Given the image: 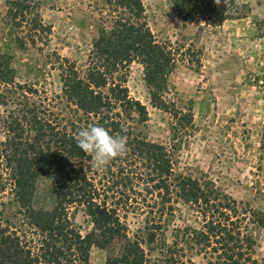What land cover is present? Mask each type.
Masks as SVG:
<instances>
[{
	"label": "trees",
	"instance_id": "16d2710c",
	"mask_svg": "<svg viewBox=\"0 0 264 264\" xmlns=\"http://www.w3.org/2000/svg\"><path fill=\"white\" fill-rule=\"evenodd\" d=\"M92 1L100 14L97 37L83 69L62 60L60 94L17 83L10 57L0 53V264H91L92 247L105 251L104 264H195L185 257L184 247L214 254L207 264H257L249 255L251 239L240 238L239 221L232 219L237 211L208 204L214 199L196 182H181L177 196L203 204L202 214L211 221L202 230L186 228L180 243L159 238L162 211L158 223L146 220L131 237L120 216L121 203L108 204L115 198L108 197L109 191L139 196V191H158L163 203L172 200L169 160L138 131L147 114L131 101L124 82L129 65L138 61L152 103L165 106L173 63L171 51L154 40L144 23L141 0ZM170 2L189 17L201 14L207 0ZM97 124L127 137L126 154L103 171L75 139L79 130ZM71 208L86 215L89 231L72 225ZM155 251L158 257H152Z\"/></svg>",
	"mask_w": 264,
	"mask_h": 264
},
{
	"label": "rangeland",
	"instance_id": "374dc122",
	"mask_svg": "<svg viewBox=\"0 0 264 264\" xmlns=\"http://www.w3.org/2000/svg\"><path fill=\"white\" fill-rule=\"evenodd\" d=\"M141 3L154 40L172 53L165 106L152 103L138 61L129 65L124 86L147 114L138 131L169 160L172 200L163 203L158 191H139L140 196L109 191L115 198L107 202L121 203L129 236L146 220H162L159 238L180 243L186 228L202 230L211 221L202 214L203 204L177 196L181 182H196L214 199L208 204L237 211L232 219L239 221L240 238L251 239L250 258L264 264V0H220L218 5L207 0L201 14L189 17L170 0ZM94 5L92 0H0V53L10 57L15 81L60 94L62 60L86 67L100 18ZM68 216L81 233L91 228L79 209L71 208ZM183 249L195 264L215 256ZM105 259V251L90 249L91 264Z\"/></svg>",
	"mask_w": 264,
	"mask_h": 264
},
{
	"label": "clouds",
	"instance_id": "9594fccd",
	"mask_svg": "<svg viewBox=\"0 0 264 264\" xmlns=\"http://www.w3.org/2000/svg\"><path fill=\"white\" fill-rule=\"evenodd\" d=\"M218 5L220 0H214ZM77 147L91 156L93 166L106 170L111 161L127 152V137L119 133L112 134L110 129L100 125H89L76 134Z\"/></svg>",
	"mask_w": 264,
	"mask_h": 264
}]
</instances>
